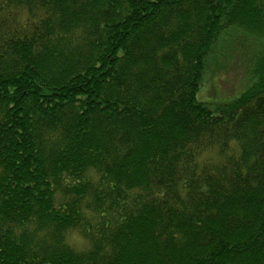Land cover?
<instances>
[{
	"label": "trees",
	"instance_id": "obj_1",
	"mask_svg": "<svg viewBox=\"0 0 264 264\" xmlns=\"http://www.w3.org/2000/svg\"><path fill=\"white\" fill-rule=\"evenodd\" d=\"M0 264H264V0H0Z\"/></svg>",
	"mask_w": 264,
	"mask_h": 264
},
{
	"label": "rangeland",
	"instance_id": "obj_2",
	"mask_svg": "<svg viewBox=\"0 0 264 264\" xmlns=\"http://www.w3.org/2000/svg\"><path fill=\"white\" fill-rule=\"evenodd\" d=\"M250 64V61L244 59L242 52L231 51L226 56H221L204 76L198 99L215 106L238 97L252 83ZM71 239L78 244L81 241L78 235H73Z\"/></svg>",
	"mask_w": 264,
	"mask_h": 264
}]
</instances>
